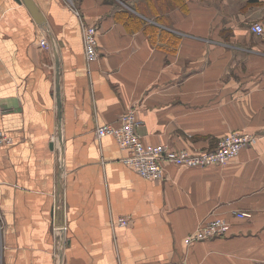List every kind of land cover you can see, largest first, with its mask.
<instances>
[{
  "label": "crops",
  "instance_id": "0c3cea01",
  "mask_svg": "<svg viewBox=\"0 0 264 264\" xmlns=\"http://www.w3.org/2000/svg\"><path fill=\"white\" fill-rule=\"evenodd\" d=\"M33 1L43 23L23 1L0 0L3 264H60V167L63 264H264V33L251 29L264 26V0H75L78 13ZM86 26L98 29L93 60ZM134 107L148 144L258 138L223 166L167 163L163 178L144 179L95 131ZM212 218L229 231L187 246Z\"/></svg>",
  "mask_w": 264,
  "mask_h": 264
},
{
  "label": "built area",
  "instance_id": "2783aa9c",
  "mask_svg": "<svg viewBox=\"0 0 264 264\" xmlns=\"http://www.w3.org/2000/svg\"><path fill=\"white\" fill-rule=\"evenodd\" d=\"M70 8L75 9V0H65ZM78 13V11L76 10ZM251 29L257 34L264 33V26L261 23L252 24ZM84 46L88 60H93L98 56V29L96 26H86L84 28ZM40 44L43 47L49 45L46 36L42 37ZM142 125V120L137 114L136 107L127 109L118 119V123H103L96 127L98 138L106 135L113 136L123 151L122 162L133 169L144 179H161L165 176V165L173 163L175 165H186L192 167L219 165L223 166L237 157L240 150L252 145L257 140V135L242 130H232L222 136L214 147L209 149H186L176 148L170 144H148L138 132ZM10 137L3 130H0V145L10 143ZM240 217L250 218V211H239ZM123 225L128 224V219H120ZM66 221L61 227H56L60 248L65 244ZM230 229V224L224 219L212 218L193 234L184 239L185 244L191 245L196 241L210 239L225 235ZM1 233V225H0ZM0 240V252L2 251ZM0 264L2 260L0 258ZM174 264H188L185 259Z\"/></svg>",
  "mask_w": 264,
  "mask_h": 264
},
{
  "label": "water",
  "instance_id": "95a60500",
  "mask_svg": "<svg viewBox=\"0 0 264 264\" xmlns=\"http://www.w3.org/2000/svg\"><path fill=\"white\" fill-rule=\"evenodd\" d=\"M16 1H23L26 6L29 8V10L31 11L33 17L36 19V21L38 23H43L44 22V17L42 12L38 9L37 5L34 3L33 0H16ZM57 82H58V87H59V74L57 75ZM60 137L62 136L61 132H60ZM63 172L62 167H60V173H59V178H58V182H57V201H56V207H55V215H54V225L56 227H62L64 224V208L63 205H61L62 199H63V195L61 193V189H62V184H61V173ZM63 249L64 247L62 246L60 248V264H63Z\"/></svg>",
  "mask_w": 264,
  "mask_h": 264
},
{
  "label": "rangeland",
  "instance_id": "374dc122",
  "mask_svg": "<svg viewBox=\"0 0 264 264\" xmlns=\"http://www.w3.org/2000/svg\"><path fill=\"white\" fill-rule=\"evenodd\" d=\"M65 1V0H64ZM118 2V3H120L121 4V0H114V2ZM123 1V0H122ZM125 1V0H124ZM126 1H131V0H126ZM75 6V5H74ZM161 8V11L164 13V14H166L167 15V13H169V7H167L166 5H165V3H164V6L163 7H160ZM146 14H151V15H154V11L153 10H151V12L147 9L146 10ZM242 131H244V130H242ZM245 132H247V131H245ZM251 133V132H250ZM0 219H1V217H0ZM0 225H1V233H3L4 231H5V225H4V223L0 220ZM1 233H0V235H1ZM0 240H1V237H0ZM4 250H6V245L3 247V251ZM1 260H2V264H3V258H1Z\"/></svg>",
  "mask_w": 264,
  "mask_h": 264
},
{
  "label": "trees",
  "instance_id": "16d2710c",
  "mask_svg": "<svg viewBox=\"0 0 264 264\" xmlns=\"http://www.w3.org/2000/svg\"><path fill=\"white\" fill-rule=\"evenodd\" d=\"M184 8H186V6H184Z\"/></svg>",
  "mask_w": 264,
  "mask_h": 264
}]
</instances>
